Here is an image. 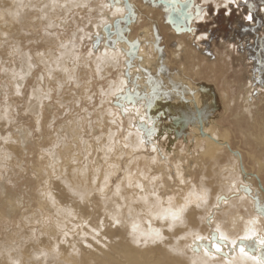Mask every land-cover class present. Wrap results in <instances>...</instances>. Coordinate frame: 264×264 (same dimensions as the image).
I'll list each match as a JSON object with an SVG mask.
<instances>
[{"label": "bare ground", "instance_id": "bare-ground-1", "mask_svg": "<svg viewBox=\"0 0 264 264\" xmlns=\"http://www.w3.org/2000/svg\"><path fill=\"white\" fill-rule=\"evenodd\" d=\"M227 1L235 0H202L216 8L227 6ZM81 4L74 8L66 0H0V55L13 60L6 68L0 58V113L7 116L0 120V147L11 156L0 168V201L2 195L11 200L5 208L0 206V264H190L193 253L209 264H264V188L260 180L264 119L259 125L255 106L247 96L242 97L237 115L247 123L239 134L251 152L241 155L230 148V130L218 127L214 98L206 99L210 82L189 88L187 78L171 79L175 73L165 61L167 54L162 55L159 43L152 40L151 27L138 40L130 38L131 27L120 25L121 2L118 7L110 6L109 0H81ZM113 22L120 25L119 32H114ZM106 24H110L111 32L106 35H111L112 48L116 42L115 49L103 45L84 53L81 46L89 44L85 39L100 32L104 41L102 27ZM66 31L70 36L61 40L59 35ZM193 53L190 49L195 59ZM173 55L169 63L175 67L179 53ZM197 64L192 60L177 70L201 81L205 75ZM113 73L119 74L117 81L109 82L106 78ZM101 78L108 85L100 83ZM122 92L132 97L133 105L113 110L115 95ZM231 94L221 92L222 102H232ZM228 109V104L223 107L225 114ZM93 121L102 127L93 123L89 130ZM142 124L147 139L139 130ZM102 133L106 138L97 143L95 137ZM112 141H119L120 147L105 163V152L97 149ZM166 157L170 158L167 175L172 178L167 182L169 189L178 183L176 164L185 179L204 177L212 188L207 210L199 205L190 209L186 228L165 233L166 243L179 240L186 252L183 256L170 254L164 245L132 247L121 231L101 219L98 196L82 200L75 194L78 185L91 187L94 178L99 187L108 164L120 168L111 180L114 186L125 168L129 172L143 168L152 158L161 165L153 167V174L163 172ZM244 159L251 164L247 170ZM85 167L87 173L82 175ZM225 168L229 171L223 172ZM15 172L28 173L26 179L35 186L32 196L11 191L10 199L5 187L12 184ZM222 175L230 177L231 191ZM134 191L127 189L122 195ZM231 203H238L241 211L232 226L225 228L217 222L218 212Z\"/></svg>", "mask_w": 264, "mask_h": 264}, {"label": "clouds", "instance_id": "clouds-1", "mask_svg": "<svg viewBox=\"0 0 264 264\" xmlns=\"http://www.w3.org/2000/svg\"><path fill=\"white\" fill-rule=\"evenodd\" d=\"M72 7H81V0H66ZM245 114L251 118V111L245 108ZM4 113H0V120L6 119ZM102 125L99 121L89 122V130L92 124ZM105 134L96 136L95 140L99 143L105 139ZM82 143H87L82 141ZM120 142L112 141L110 144L102 145L98 151L105 152V163L107 156L119 150ZM146 159L136 157V160ZM11 160L5 150L0 147V168H3ZM130 161L129 163H133ZM170 158L166 157L162 165L164 171H157L153 174V167H161L159 161L152 158L150 164L143 168H137L131 172L124 169L123 176L117 180L114 186L111 180L120 171L118 164H108L105 175L99 187H96L95 178L92 186L87 183L77 186L75 194L82 200L90 199L93 195L99 198L101 219L111 228L118 229L124 235L127 242L134 248L145 249L164 245L168 252L173 255H186L185 249L180 246L179 240L166 243L169 239L165 233H173L176 229L187 227V214L190 209L198 205L207 210L212 201V188L207 185L204 177L199 179H185L180 171L179 164L174 165L178 183L175 188H168V181L171 176L167 175ZM98 172V169L96 170ZM228 168L223 172H228ZM87 168L82 171L86 175ZM222 180L231 191L228 181L229 176L222 175ZM127 189L135 190L131 195H122ZM119 201V203H117ZM111 205V207H109ZM241 206L238 203H231L218 212V223L225 228L232 226L236 216L240 214ZM18 264V262H17ZM190 264H209L202 255L192 254Z\"/></svg>", "mask_w": 264, "mask_h": 264}, {"label": "rangeland", "instance_id": "rangeland-1", "mask_svg": "<svg viewBox=\"0 0 264 264\" xmlns=\"http://www.w3.org/2000/svg\"><path fill=\"white\" fill-rule=\"evenodd\" d=\"M198 2L201 3V0ZM134 4H138L140 6V0H134ZM113 6H116V5H113ZM263 8H264V0H248L247 4L239 7L238 9H235V8L231 9V7L228 9L227 8H220V11H218L219 13L222 12L223 9H224V11H226V13L228 12L227 10H233V11L235 10L238 15L232 22L233 30L229 34L230 37H229L228 43H225L220 48H217L218 51L214 53V55H216V56L214 57L213 62H207L205 55H203L204 57L203 56L201 57V54H198V55L196 54L197 57L195 59L193 56H191L190 49H192V46H191L192 44H189V43H191L190 38L184 37L185 38L184 39L185 44L184 45H181V44L177 45L175 47V49L172 48L170 45L168 46V43H169L168 39H163V42L162 41L160 42V39L158 37V30L159 29L152 26L151 23H149V22L147 23V21L150 20V21H154L155 24L159 26V24H160L159 22H160L161 18H159L158 15L156 17L152 16L149 19L147 17L149 12L144 13V15H145L144 18H146V19H143L142 22L135 23L133 26H131L130 32L128 31L130 33L131 39H138V38H145V36L143 34L145 32H147V30L150 27L154 28V30L150 31L151 37H152L153 41L156 40L155 41L156 44L159 43V47L162 50V55L167 54L165 56V61L169 64V66L173 69V72L175 73V75H172V76L169 75L171 77V79L175 80L176 77H178V76H180V77L182 76L184 78H187L188 81L187 80H184V81H186V83L189 84V88H195L197 86L204 87L206 85L205 81L210 82V83H207V85H209V87H210L209 88L210 90L207 92V98L206 99L208 100V98H214V100H215L214 101V107L216 108V110L215 109L214 110L216 111L217 120H220V121H218V127L220 128L222 126L223 128L230 130V132L232 134L231 139H230V142H231L230 148L232 151L234 150V152H237V153L240 152L239 154H241V155L243 154V152L245 154L246 151L251 152L250 149H248V146H246V144H244L245 141L242 142V136H241V134H239L240 129L243 126L245 128L246 123H247L246 120L241 121L237 115L238 111L241 109V106H242V104H241L242 97L246 98V96H247V98H249L250 103L255 106L257 112L260 114V116L258 117L259 125L262 124L261 119H264V18H263L264 14H263V12H261ZM214 11H215V9H214ZM250 14L253 15V19H254L253 26L250 25L251 22H248ZM84 15L85 14H82V16H84ZM91 19L95 20V18H93V17ZM198 19L201 22L200 19H204V17L203 18L199 17ZM198 19H197V22H199ZM86 24H87V22H85L83 25H86ZM111 25L113 26L114 22L111 23ZM71 26L74 27V24L71 23ZM68 28H69V30L71 29L70 27H68ZM83 28L86 29L87 27L85 26ZM125 34H127V33H125ZM100 35H101V33H100ZM59 36H60L61 40L62 39L65 40L70 35L66 31V32L62 33V35H59ZM104 38L106 40L105 36H104ZM101 39L103 41V35H102ZM112 39L114 41L117 40L115 36H113ZM141 41H143V39ZM83 45L81 46V49L84 47V49H85L84 53H86L87 50H90V51L92 50V49H89V46L87 45V43H86V46H85V44H83ZM214 45H215V43H212V46H214ZM114 47H115V43H114ZM180 48H182V50H180ZM233 48H235L236 50L235 49L233 50ZM176 49L178 51L174 52V50H176ZM92 51L94 52V50H92ZM182 52H184L183 56L181 55ZM173 53L174 54L179 53L178 58L175 59V61H176L175 67H173V63H171V64L169 63V61L172 58L174 59V57H175V55H173ZM230 55H233V58H230L231 57ZM189 56H191V57H189ZM0 58L5 60V62H6L5 67L6 68H9V65L13 63V60L11 59L12 56H5L2 53V55H0ZM179 60H181L183 62H181ZM192 60H194L195 64L198 63L197 65L199 67L200 66L202 67L201 72L205 76L201 81L191 79L192 77L190 78V76H189L190 74L187 77L186 76L187 73L185 70L182 72V74L180 73L179 70H177V67H179L180 65L183 66V64L191 62ZM171 62H174V61H171ZM123 67H125L124 63H123ZM0 69L2 70V68H0ZM117 74L118 73H113L111 78H106V79L109 82H116L117 79L115 78V76ZM206 76H208V77L206 78ZM170 77H167V78H170ZM100 80H101V82L98 79H96V84H97V81H99L100 83H104V84L108 85V83H106L104 78H101ZM97 86L98 85L94 86L93 89L96 90ZM248 87H250V91L247 90ZM223 91H227L228 96L230 95V93H234L233 96L231 94V97L233 98L232 102L230 100L227 103H226V101L222 102L223 96L221 95V92H223ZM130 92H133V91H130ZM120 94L115 95L114 104H116V105H114L112 107L113 110H115L116 107H117L116 109H122L124 107V105L125 106H128V105L132 106L133 105L134 100L132 99L131 96L130 97L127 96L126 92L125 93L122 92ZM122 94H125L126 96L122 95ZM220 97H221V99H220ZM125 98H127V100H124ZM21 102L22 103L19 107L23 106V100ZM227 104L230 107V110L228 109V111H229L228 113H231V117H228L229 116L228 113L225 114V111L223 110V107H226ZM115 116H117V115L115 114ZM177 116L180 117L179 115H176V116H174V118H176ZM234 117L236 118V120H238V119L239 120L235 121ZM236 122H238V123H236ZM236 124L238 127L236 126ZM143 126L144 125L142 124L141 127H139L140 131H144L145 128H143ZM28 127L33 129V126L30 124H28ZM214 127L215 126H213L212 128H214ZM214 133H215V131H214ZM144 134L145 135H142V136H144V139H147V133L145 131H144ZM122 138H124V137H122ZM162 156H163V153H162ZM243 161H244V165H245L246 170H247V165L251 166V164L248 163L246 159H244ZM27 174H23L21 176V174L15 172L12 175V177H13L12 178V184L9 185L8 187L7 186L5 187V189L7 190L6 191L7 194H10L9 195L10 199L13 196L11 191L17 195L19 194V192H22V193L26 192L25 194L29 193L30 195L33 194V192H34L33 190L35 189V186L31 181L26 179ZM260 180L262 183V187L264 188V172H263V175L261 176ZM13 184H14V187H13ZM30 184H32V185H30ZM247 187L249 188V186H247ZM8 202H11V200L7 201V198H5L4 195H2L1 201H0V206L2 208H5L6 205L9 204ZM4 211H2V212H4Z\"/></svg>", "mask_w": 264, "mask_h": 264}, {"label": "flooded vegetation", "instance_id": "flooded-vegetation-1", "mask_svg": "<svg viewBox=\"0 0 264 264\" xmlns=\"http://www.w3.org/2000/svg\"><path fill=\"white\" fill-rule=\"evenodd\" d=\"M198 1L200 0H140V6H139L138 4H134V0H109V5L110 6L117 5L118 7L120 2L121 5L123 4L122 8L124 10V13L120 17V21H121L120 25H124L126 27L127 26L131 27L135 23L141 22L143 19H146L144 18L145 16L144 13L146 12H149L147 16L149 19L152 16L156 17L158 15L159 18H161L159 26L156 25L154 21L148 20L147 23L149 22L151 23L152 26L159 29L158 37L160 39V42L161 41L163 42V39H168L169 41L168 46L170 45L172 48L175 49L177 45L185 44L184 41L185 38H190L191 43L189 44H192L191 51L197 55L201 54V57L205 55L207 62H213L214 57L216 56L214 55V53L218 51L217 48H220L221 46H223V44L228 43L230 37L229 34L233 30L232 22L238 15L235 10L234 11L227 10L228 11L227 13L226 11H224V9L220 13L218 11H220V8L228 9L231 7V9L233 8L238 9L239 7L247 4L248 0L233 1L236 3L227 1L226 2L227 6L224 7V5H222L219 8H216L213 3L205 4L202 2V0L201 3H199ZM199 17L200 18L204 17V19H200L201 20L200 22L198 19ZM250 17L251 19H249L248 22L252 21L253 15L250 14ZM197 19L199 22H197ZM253 21L250 24L251 26H253ZM115 24L116 23L114 22L113 25L114 32H119L120 25L115 26ZM106 26H110V25L109 24L104 25L102 27V31ZM127 31L128 29H126V33ZM99 34L100 33L96 34L95 36L93 35L88 39H85L89 41L88 44L89 49L93 50L92 43L94 41V37L100 39L98 45L99 47L97 49H99L102 45H106L109 47L113 46V41L109 42L110 41L109 37L111 35L107 36L105 33L107 39L106 40L104 39V41H102L101 36ZM118 34L120 36L122 33H118ZM212 43H215V45L212 46ZM135 44L138 45L137 42ZM115 47H116V42H115ZM115 47L114 48L111 47L109 49H115ZM234 49L235 48H233V50ZM181 55L183 56L184 52H182ZM230 56H231L230 58H233V55Z\"/></svg>", "mask_w": 264, "mask_h": 264}, {"label": "water", "instance_id": "water-1", "mask_svg": "<svg viewBox=\"0 0 264 264\" xmlns=\"http://www.w3.org/2000/svg\"><path fill=\"white\" fill-rule=\"evenodd\" d=\"M108 27L109 26H106L104 29H103V31L108 35L109 34V30H108ZM99 42H100V39L99 38H95L94 37V41H93V50L95 51L99 46ZM114 105H116V104H114Z\"/></svg>", "mask_w": 264, "mask_h": 264}, {"label": "snow or ice", "instance_id": "snow-or-ice-1", "mask_svg": "<svg viewBox=\"0 0 264 264\" xmlns=\"http://www.w3.org/2000/svg\"><path fill=\"white\" fill-rule=\"evenodd\" d=\"M249 19H251V17H249ZM261 243L264 244V241H262ZM216 250L219 252L220 251L219 247H217ZM240 251L242 255L245 253V249L243 247H241Z\"/></svg>", "mask_w": 264, "mask_h": 264}]
</instances>
